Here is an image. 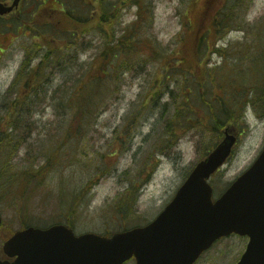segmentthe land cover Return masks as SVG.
Returning a JSON list of instances; mask_svg holds the SVG:
<instances>
[{
    "label": "trees",
    "instance_id": "1",
    "mask_svg": "<svg viewBox=\"0 0 264 264\" xmlns=\"http://www.w3.org/2000/svg\"><path fill=\"white\" fill-rule=\"evenodd\" d=\"M37 1L35 14L26 20V24H22L33 34L37 45H32L26 52L25 63L14 81L15 86L23 83L22 89H19L23 92L9 101L14 110L10 117L12 122L3 128L0 119V204L2 201L9 202V197H13L12 202L17 207L16 214L21 215L23 227L32 225L36 220L32 194L46 184L49 174L54 170L59 171L68 165L76 166L70 154L77 152L73 146L75 137L92 135L96 120L108 103L118 97L128 72L148 75L153 70L149 68L151 60L159 59L160 64L153 72L154 79L140 94L138 102L134 103L137 105L134 115L138 113L143 116L145 112L154 114L151 130L144 136L143 142L154 140L149 149H142L140 145L133 153L134 162L139 164L134 173L137 177L131 180L128 190L119 196L118 208H115L114 213L122 226L135 216L134 213L130 216L131 213L127 211L139 196L138 189L144 183V175H149L157 168L161 155L172 152L175 139L187 131H204L209 136L207 150L202 156L205 158L221 139L225 127H240L245 108L253 100L250 89L251 92L255 88L260 91L264 89V37L247 41L239 47L235 67L224 65L229 67L225 70L224 66L209 68L203 63L207 49L215 45L210 44L212 38L232 27H243L241 23L245 21L236 14L238 3L228 4L226 0L222 9L213 11L216 3L212 6L213 0H207L200 25L194 34L189 29L191 26L193 28V24L185 15L183 22L188 31L186 39L175 44L174 48L162 49L159 41L136 34L141 25L148 22L151 26L153 23L154 10L145 0H134L138 6V17L133 27L124 30L119 36L116 29L112 28L109 39L105 35L106 23L117 4L124 0L117 3H113V0L108 3L102 1L99 15L95 4L85 5L88 0H60V3L54 0ZM80 7L86 16H83L84 12H77ZM225 8L229 11L225 12ZM93 18L106 22L96 28L104 40L93 59L79 63L74 39L93 29L88 28ZM187 36L189 39L193 37L191 43ZM39 39L44 43H38ZM241 51L245 53L241 55ZM71 68L76 72L69 76L70 80L65 77L66 82L57 86L53 84L56 76ZM236 74L238 80L234 79ZM14 85L7 95L14 92ZM214 86L222 89L223 93L213 95ZM245 89L249 91L241 99L239 94ZM259 98L264 109V98ZM47 105L54 107L56 126L47 128L48 125L42 131L33 133L34 127L37 129L40 125L35 114L43 111ZM123 125L115 136L128 137L133 136V131L134 134L137 130L140 132L137 123L128 125L124 122ZM34 135L46 136L38 150L27 149L26 161L13 163L24 139ZM119 140L123 141L122 145L128 141L123 137H119ZM132 148L133 145L127 147L129 151ZM123 152L119 144L100 152V155H94L92 159L101 166L93 168L91 178L81 187H72L70 180L61 176L56 200L58 207L63 210L60 215L66 218L56 219L65 218V223L73 227L72 216L83 210L82 204L78 202L80 193L89 191L94 181L110 171ZM112 157L115 159L111 160ZM45 207L48 205L45 204Z\"/></svg>",
    "mask_w": 264,
    "mask_h": 264
},
{
    "label": "rangeland",
    "instance_id": "2",
    "mask_svg": "<svg viewBox=\"0 0 264 264\" xmlns=\"http://www.w3.org/2000/svg\"><path fill=\"white\" fill-rule=\"evenodd\" d=\"M54 1L60 3V0ZM102 1L108 3L110 0H88V3L85 5L95 4L97 6L95 8L98 12L97 15H99ZM118 1L113 0V3H117ZM217 1L213 0L211 3L212 6L216 3L215 7L212 8L213 11L222 9L226 5L224 4L226 0H219V3ZM227 1H229L228 4L238 3L236 14H238L239 18H243L242 20L245 23H241L243 27H232L231 30L219 33L211 39L210 44L215 43V45L213 44L212 47L207 49L203 57L204 65L209 68H220L224 65L235 67L239 47L245 45L244 43L247 41H257L259 37L260 39L264 37V0ZM145 2L154 10L153 23L151 26L148 22L145 25H141L137 29L136 34L159 41L163 49L165 47L174 48L186 39L188 31L183 22L185 15L188 16L190 24H193L194 29L192 26L189 29H192L191 33L194 34V30L196 31L200 25L202 12L205 10L207 0H145ZM38 3L37 0H27V3L26 1L21 3L20 13L15 14V16L17 15L16 17L11 16L0 19V119L3 128L12 122L10 117L12 113L14 114L9 101L14 100L16 96H19L20 92H23V90H19L22 89L23 83L15 86L14 81L19 73V69L25 62L26 52L30 50L32 45L37 46L34 43L36 39H33V34L22 27V24H26V20L35 14L36 4ZM86 9L88 12L91 11L88 8ZM78 11L84 12L81 7L77 8ZM224 11L228 12L229 9L225 8ZM82 14L86 16L85 12ZM137 17L138 6L135 5L134 0H124V2L120 1L117 4V8L113 14L110 13L107 23L105 21L103 23L102 21H96L93 18V21L88 25V28L93 29L74 39L78 48L79 63L89 62V60L97 55L99 47L104 40V37L101 39L100 33H97L96 28L98 25L106 23L105 35L109 39L112 28L116 29L117 36H119L124 30L133 27V23ZM191 41H193V37L189 39V43ZM40 42L41 44L44 43V41L39 39L38 43ZM202 48L206 49L205 47ZM218 48L220 50L215 51ZM242 52L241 55L245 53ZM158 60H151L149 68L153 70L148 75L138 74L134 71L133 73L128 72L125 76L126 83L119 91L118 97H114L108 103L107 107L96 120L92 129V135L75 137L73 146L77 149V152H70V154L71 158L76 161V166L68 165L59 171L54 170V172L49 174L46 184L38 187L32 194L31 199L33 200L34 215L36 217L32 225L46 227L54 223H65L66 216L60 215L63 210L58 207L59 204L56 200L61 185L59 178L63 176L69 179L72 187H81L91 178L93 168L101 166L92 157L100 155V152L116 147L119 144L124 152L118 160H115L118 161L116 165L94 181L89 191L80 193V200L78 202L82 204L83 210L72 216L74 229L79 233L88 231L105 233L145 225L153 220L170 202L190 170L207 150L209 136L202 130L195 129L180 135L178 139L174 140L172 152L161 155V162L157 168L149 175H144V183L138 189L139 196L134 204H130L132 208L127 211L131 213L130 216L132 213L135 216L131 217L123 226L114 216V213H116L115 208H118L119 196L128 190L131 180L137 177L134 173L139 164L134 162L133 153L140 145L142 149H149L154 140L151 139V141L147 140L143 142L144 136L151 130L154 114L149 115L148 112H145L143 116L138 113L134 115V112L137 110V105L134 103L138 102L140 94L145 88H148L151 79H154V69L160 64ZM228 68L225 67V70ZM75 72V69L71 68L64 74H59V76L55 77L53 84L58 85L66 82L64 81L65 77L70 80L71 77L69 76ZM235 76L234 79L238 80V75L236 74ZM13 85L15 88L14 92L7 95L8 90ZM263 90L260 91L255 88L251 92L250 89V97L253 100L246 106L244 116L240 119L241 125L235 131V133L239 132V136L232 157L210 180L212 185H214L215 197H218L229 182L234 181L253 163L264 147V109L259 98L263 96ZM248 91L249 89H245L242 94H239V96H242L241 99L246 97ZM222 93V89L216 86L213 87V95L219 96ZM48 106L43 111L36 112L35 119L38 120L40 125L37 129L34 127L33 133H37L36 131L38 130L42 131L48 125L47 128L56 126L54 107ZM144 116H146V119ZM124 122H127L128 125L137 123L140 132L137 130L136 135L133 131V136L128 137L115 136L117 131L124 126ZM227 128L232 127L228 125ZM45 137L34 135L28 137L27 140L25 138L13 163H24L26 161V150H34V148L38 150ZM119 137L127 138L128 141L122 145L121 142L123 141L119 140ZM131 145H133V148L129 151L127 147ZM110 159L114 160L115 158L112 157ZM12 201L13 197H9V202L2 203L4 202L2 201L0 204V214L4 218V222L0 227V252L7 235L23 227L20 222L21 215L16 214L17 207ZM45 204L48 207L43 208ZM60 217L65 218L56 219ZM247 242L248 238L243 236L229 238V240H226L228 246L224 247L223 242L219 243L212 252L201 256L197 264H212L211 255L214 257L220 255L218 264H234L245 250Z\"/></svg>",
    "mask_w": 264,
    "mask_h": 264
},
{
    "label": "water",
    "instance_id": "3",
    "mask_svg": "<svg viewBox=\"0 0 264 264\" xmlns=\"http://www.w3.org/2000/svg\"><path fill=\"white\" fill-rule=\"evenodd\" d=\"M17 3L0 2V15L11 12ZM235 143L233 129L227 128L216 148L149 224L112 236L76 235L65 224L29 226L5 242L4 252L15 259H0V264H122L132 256L137 264H194L214 241L232 233L249 237L236 264H264V149L217 199L209 182Z\"/></svg>",
    "mask_w": 264,
    "mask_h": 264
},
{
    "label": "flooded vegetation",
    "instance_id": "4",
    "mask_svg": "<svg viewBox=\"0 0 264 264\" xmlns=\"http://www.w3.org/2000/svg\"><path fill=\"white\" fill-rule=\"evenodd\" d=\"M20 1H21V3H24L26 0H20ZM8 2H9V4H11V3L14 2V0H9ZM21 3L19 4V7L21 6ZM19 7H17V8H19ZM234 236L236 237V235L232 234V235H229V236H225V237L219 238L207 251H205L204 254L206 255V253L212 252L217 247V245L219 243H221V242L224 243L223 244L224 247L228 246L227 243H226V240H229V238H232ZM224 253H226V252H224ZM219 259H220V255H218V257H214L213 255H211V260H212L211 263L212 264H218ZM123 264H137V261H136L135 257H132L131 259L127 260Z\"/></svg>",
    "mask_w": 264,
    "mask_h": 264
}]
</instances>
